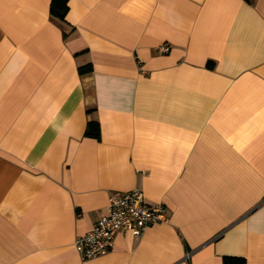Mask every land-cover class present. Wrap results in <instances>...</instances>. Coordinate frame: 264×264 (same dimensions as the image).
<instances>
[{"label": "crops", "instance_id": "1", "mask_svg": "<svg viewBox=\"0 0 264 264\" xmlns=\"http://www.w3.org/2000/svg\"><path fill=\"white\" fill-rule=\"evenodd\" d=\"M50 1L0 0V264H264V0ZM134 187L167 221L81 258Z\"/></svg>", "mask_w": 264, "mask_h": 264}, {"label": "built area", "instance_id": "2", "mask_svg": "<svg viewBox=\"0 0 264 264\" xmlns=\"http://www.w3.org/2000/svg\"><path fill=\"white\" fill-rule=\"evenodd\" d=\"M157 49L167 52L170 46L160 44ZM160 221H167L165 207L161 203H148L140 188L111 193L107 212L74 240V247L81 258L93 257L111 248L117 232L128 229L133 235L139 236L147 225Z\"/></svg>", "mask_w": 264, "mask_h": 264}, {"label": "trees", "instance_id": "3", "mask_svg": "<svg viewBox=\"0 0 264 264\" xmlns=\"http://www.w3.org/2000/svg\"><path fill=\"white\" fill-rule=\"evenodd\" d=\"M67 2L68 0H51L50 13L53 16L63 20L68 9ZM89 67L90 66L88 64L82 65L79 67V71L83 72L87 70ZM98 133H99L98 122L95 119L88 120L85 128V134L91 136H98ZM223 264H245V260L243 257H239V256L224 255Z\"/></svg>", "mask_w": 264, "mask_h": 264}]
</instances>
